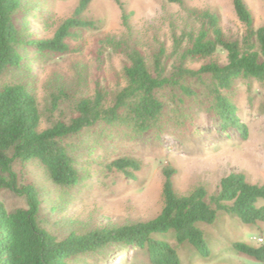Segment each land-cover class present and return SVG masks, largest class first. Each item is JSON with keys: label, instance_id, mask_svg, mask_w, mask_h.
<instances>
[{"label": "trees", "instance_id": "1", "mask_svg": "<svg viewBox=\"0 0 264 264\" xmlns=\"http://www.w3.org/2000/svg\"><path fill=\"white\" fill-rule=\"evenodd\" d=\"M22 1L0 0V80L11 72L30 78L24 54L31 64L35 53L70 54L73 50L68 40L74 30L98 29L94 22L81 19L92 0H80L73 17L61 25L53 38L26 41L15 19ZM113 1L122 13L123 25L129 29L132 14L127 13L122 0ZM165 1L178 5L191 20L201 24L196 36L183 35L176 40L174 53H180V58L171 73L165 47L154 55L150 68L140 50L106 37L100 41L103 50L128 51L125 87L113 95L98 82L92 98L74 104V115L69 121L60 120L45 130H41V112L30 83L17 79L0 84V196L10 192L26 201V208L11 212L0 199V264H70L79 256L116 248L146 252L151 264H181L176 249L159 236L173 234L178 244L187 243L207 257L210 249L201 224L214 225L220 214L235 215L246 225L264 222V185L250 183L243 173H231L221 179L215 195L199 187L182 196L174 188L178 172L168 167L163 170L164 206L153 220L85 234L72 232L62 240L41 225L39 190L21 177L20 170L37 162L54 186L76 188L82 178L73 158L74 148L78 147L75 140L87 131L125 127L136 135L159 137L168 121L188 125V102L194 101L213 117V129L220 137L232 139L237 135L243 142L249 139V128L228 93L241 79L264 82V25L256 28L245 2L234 0L245 35L242 40H232L224 35L216 14L188 9L185 0ZM185 39L188 45L181 50ZM220 50L227 54L225 65L210 61L198 70L186 66L187 62L211 59ZM98 61L103 62L102 56ZM64 98L62 91L54 95L51 110L57 111ZM189 133L200 132L198 128L188 129L185 135ZM99 136H105L104 132ZM141 169L139 161L122 157L107 165L106 173L122 174L133 180ZM233 247L238 253L264 263V245L254 247L239 242Z\"/></svg>", "mask_w": 264, "mask_h": 264}, {"label": "rangeland", "instance_id": "2", "mask_svg": "<svg viewBox=\"0 0 264 264\" xmlns=\"http://www.w3.org/2000/svg\"><path fill=\"white\" fill-rule=\"evenodd\" d=\"M188 9L216 14L228 39L242 40L245 27L238 20L234 0H185ZM250 10L255 27L264 25V0H243ZM16 14V23L24 40L51 39L61 25L72 18L80 0H23ZM132 14L129 29L123 25L122 13L113 0H92L83 21L94 22L95 31L77 29L68 44L73 50L67 55L33 54L34 63L26 60L31 77L11 72L0 84L17 79L30 83L41 112V130L58 121H69L74 104L92 98L96 84L113 95L126 85L124 70L129 66L127 49L116 53L102 49L106 37L123 41L128 48L140 50L151 68L154 55L163 46L167 51L169 73L179 63L180 53H174L176 40L183 35L196 36L201 24L191 20L185 10L165 0H122ZM185 39L181 50L188 45ZM101 51L103 53H101ZM103 62L99 63L98 57ZM210 61L227 64V54L219 51L213 58L187 62L198 70ZM66 98L52 111V98L59 92ZM238 107V114L249 128V139L240 141L220 137L213 129V117L198 103L189 101L191 113L188 125L168 121L161 136L136 135L125 127L90 130L75 140L74 162L81 175L80 184L72 189H59L49 180L42 165L29 163L20 170L21 177L34 184L40 194L41 225L59 240L72 232L85 234L105 228H117L155 219L164 206L165 168L177 170L174 188L187 195L204 187L209 195L220 189L221 179L231 173H243L252 184L264 185V82L238 80L228 93ZM199 129L189 133L188 129ZM104 130V131H102ZM104 132L105 136H99ZM179 138V139H177ZM188 138V140H187ZM130 157L141 163L142 169L131 180L122 174H107L106 166L114 160ZM0 199L11 212L26 208V201L10 192ZM210 255L201 256L189 244H178L173 234L161 235L178 252L181 264H264L238 253L233 245L246 243L264 245V222L243 224L235 215L220 214L214 225L201 224ZM70 264H151L146 252L116 248L79 256Z\"/></svg>", "mask_w": 264, "mask_h": 264}]
</instances>
